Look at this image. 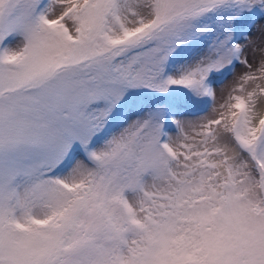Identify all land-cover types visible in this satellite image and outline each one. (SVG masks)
Listing matches in <instances>:
<instances>
[{"label": "snow or ice", "instance_id": "snow-or-ice-1", "mask_svg": "<svg viewBox=\"0 0 264 264\" xmlns=\"http://www.w3.org/2000/svg\"><path fill=\"white\" fill-rule=\"evenodd\" d=\"M0 264H264V0H0Z\"/></svg>", "mask_w": 264, "mask_h": 264}]
</instances>
